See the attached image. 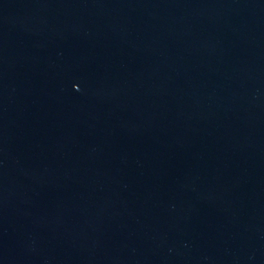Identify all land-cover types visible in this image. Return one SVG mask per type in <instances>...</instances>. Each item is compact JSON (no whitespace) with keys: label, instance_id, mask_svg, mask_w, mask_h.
Returning <instances> with one entry per match:
<instances>
[{"label":"water","instance_id":"water-1","mask_svg":"<svg viewBox=\"0 0 264 264\" xmlns=\"http://www.w3.org/2000/svg\"><path fill=\"white\" fill-rule=\"evenodd\" d=\"M0 264H264V0H0Z\"/></svg>","mask_w":264,"mask_h":264}]
</instances>
